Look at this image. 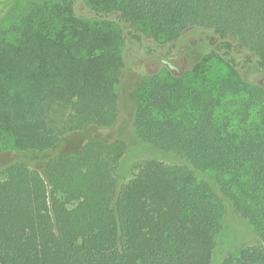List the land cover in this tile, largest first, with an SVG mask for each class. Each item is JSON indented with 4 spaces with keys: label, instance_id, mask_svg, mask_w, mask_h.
<instances>
[{
    "label": "trees",
    "instance_id": "trees-1",
    "mask_svg": "<svg viewBox=\"0 0 264 264\" xmlns=\"http://www.w3.org/2000/svg\"><path fill=\"white\" fill-rule=\"evenodd\" d=\"M81 3L0 0V264H211L232 213L259 240L221 264H264V0ZM190 31L217 54L120 95L126 40L165 59ZM118 129L173 164L118 183Z\"/></svg>",
    "mask_w": 264,
    "mask_h": 264
},
{
    "label": "rangeland",
    "instance_id": "rangeland-1",
    "mask_svg": "<svg viewBox=\"0 0 264 264\" xmlns=\"http://www.w3.org/2000/svg\"><path fill=\"white\" fill-rule=\"evenodd\" d=\"M75 3L80 14L91 16V12L83 6L81 0H75ZM146 46L147 42L139 46L130 40L125 41L124 71L119 86V93L123 97L124 95L129 96L134 86L146 78L156 76L164 70L169 71L172 75H180L193 66L202 56H213L218 52L215 40L208 33L198 31L187 32L179 40L171 56H165V59L162 56H149ZM242 79L245 82L260 84L264 87V72L257 71L251 65L242 73ZM122 107L124 105L121 102L120 112H122ZM128 108L129 103L126 100L125 110ZM120 114V121H122L126 113ZM124 122L127 124V116ZM113 136L122 139L126 145L125 154L117 167L118 183L131 179L138 172L140 166L148 160L156 159L166 164H173L174 162L171 157L163 158L161 155L155 154L148 144L139 142L136 135L134 133L132 135L130 131L129 133L126 131L121 133L118 129V131H114ZM26 163L31 167H38L35 160H29ZM258 240V235L251 225L244 222L235 213L228 214L222 221L221 228L216 235V247L212 254L211 264H221L226 257L256 245Z\"/></svg>",
    "mask_w": 264,
    "mask_h": 264
}]
</instances>
